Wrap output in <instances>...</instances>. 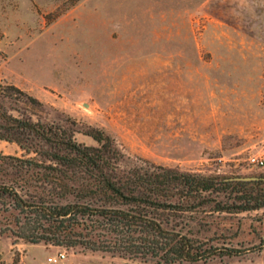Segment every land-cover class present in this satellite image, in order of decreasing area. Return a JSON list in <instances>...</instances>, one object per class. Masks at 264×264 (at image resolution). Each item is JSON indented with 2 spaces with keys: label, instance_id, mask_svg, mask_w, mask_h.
I'll return each instance as SVG.
<instances>
[{
  "label": "rangeland",
  "instance_id": "374dc122",
  "mask_svg": "<svg viewBox=\"0 0 264 264\" xmlns=\"http://www.w3.org/2000/svg\"><path fill=\"white\" fill-rule=\"evenodd\" d=\"M0 78L78 142L97 145L93 127L129 159L264 176L249 160L264 161V0H0ZM0 154L23 152L0 140ZM13 217L0 202V264H156L15 239ZM263 217H209L199 236L245 250L194 264H264Z\"/></svg>",
  "mask_w": 264,
  "mask_h": 264
},
{
  "label": "trees",
  "instance_id": "16d2710c",
  "mask_svg": "<svg viewBox=\"0 0 264 264\" xmlns=\"http://www.w3.org/2000/svg\"><path fill=\"white\" fill-rule=\"evenodd\" d=\"M42 105L0 78V140L23 152L0 154V202L14 212L2 232L156 264L245 250L198 233L212 225L209 217L264 209V176L204 175L129 159L101 129L84 131L97 143L87 145L73 130L35 120Z\"/></svg>",
  "mask_w": 264,
  "mask_h": 264
},
{
  "label": "built area",
  "instance_id": "2783aa9c",
  "mask_svg": "<svg viewBox=\"0 0 264 264\" xmlns=\"http://www.w3.org/2000/svg\"><path fill=\"white\" fill-rule=\"evenodd\" d=\"M249 160L253 164H263L264 163L263 159L259 157H255V156L250 157Z\"/></svg>",
  "mask_w": 264,
  "mask_h": 264
}]
</instances>
